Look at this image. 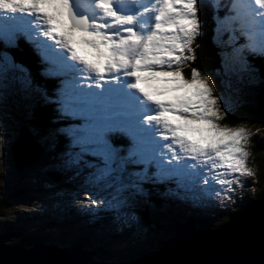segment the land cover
I'll use <instances>...</instances> for the list:
<instances>
[{
    "label": "snow or ice",
    "instance_id": "obj_1",
    "mask_svg": "<svg viewBox=\"0 0 264 264\" xmlns=\"http://www.w3.org/2000/svg\"><path fill=\"white\" fill-rule=\"evenodd\" d=\"M94 5L86 13L75 0H0V148L17 131L6 102L21 99L51 108L49 123L30 130L45 165L75 184L73 198L93 218L139 234L137 210L161 185L200 206L235 204L247 186L240 177L253 175L244 144L254 133L219 123L235 100L211 73L182 71L198 59L201 0ZM212 7L223 9L213 35L221 66L264 84L254 63L264 61V0ZM21 41L32 66L13 53Z\"/></svg>",
    "mask_w": 264,
    "mask_h": 264
},
{
    "label": "rangeland",
    "instance_id": "obj_2",
    "mask_svg": "<svg viewBox=\"0 0 264 264\" xmlns=\"http://www.w3.org/2000/svg\"><path fill=\"white\" fill-rule=\"evenodd\" d=\"M211 1L213 2V0H204V3L209 6ZM221 1L224 2V0ZM80 5L87 12H91L95 7L94 0H85L80 3ZM212 29H214V27ZM16 51L17 50H13V53H15ZM257 60L260 59L257 58ZM232 77L235 76H232L231 73H226V71L225 74H223L221 84L225 85V96H231L234 99L238 98L239 104L243 103L241 101H243L244 99H246L247 101H256L255 105L257 108L258 98L256 97L260 92L257 94L255 91H257L258 88H260L259 91L263 89L260 93L263 94L264 85L250 84L246 81V76L240 79H237L236 77L235 79H233ZM241 86H243V88ZM233 89H236V91L233 92ZM136 94L140 95L139 92H137ZM234 103H236V101ZM29 109L32 111V109L28 106V103L21 99L9 98V100L6 102L5 110L7 112V119L9 123L15 122L17 125L16 134L10 142H12L17 137L19 126L23 125V118H28L29 120H31L30 118H32V116L29 112H27ZM244 128L247 129L250 133L256 132L254 131V129L247 127ZM260 133H264V127L261 132H258L259 135L254 133V136L261 138ZM261 140H264V138H261ZM249 141L250 140L248 139L244 144L245 150L247 152L246 166L253 173V175L240 177V179L247 181V186L243 188V190L237 188L235 193V204H231V202H229L230 206L227 208H223L219 206V203L217 201H211L208 206L198 207V205L193 203L191 199L187 201L180 199L181 202L176 201L177 203L175 204L174 201L179 200L176 197L174 198V200H172L174 203L165 202L166 207L171 209V211H177L179 214L182 215H202L201 217L208 218L210 220V227L214 228L223 224L224 222H226V219H228L227 216H225L226 214L224 215L222 213L223 211H237L241 209L244 205H246L248 202L254 200L258 192L264 190V150H260L257 156L254 155L255 160H251L253 161L252 165L247 164L251 156V148ZM9 143L5 144L2 148H0V201L5 202L6 208H4L9 211L8 215L11 217V215L15 214H20L22 216V214L25 212L35 213L36 217L31 218L29 220V223H32L34 219V223H32V228L35 232L33 234L34 236L43 235L44 239H46V234L49 236L51 235L50 238L47 239L49 240L48 242H53L51 240L55 241L56 238L61 236L63 240H67L71 244H78L76 243V241L73 242L74 238L72 237V232L69 231L70 227L67 226V229L62 231L66 223L64 221L58 220V217H60L59 214L65 216L67 213V209L64 208V206H61L60 204V201L62 199L68 201L67 206L77 204L76 200L73 198L75 194V184L67 182L65 177H62V179L64 180L65 187L60 186L57 188H53L56 183L51 179H46L44 175H41V171L47 168L44 163V158H40L39 160L33 162L27 167V169L25 168L26 170H18L12 161ZM206 174L207 173H205V175ZM20 184L22 186L29 187L27 188L29 190L28 194L25 195L23 193L22 196L17 198L8 197L7 194L12 193L15 189L20 188ZM33 187H36L37 190L32 189ZM214 187L219 186L214 185ZM198 194L199 193H197V195ZM54 195H56L54 198H50ZM80 195L83 196L84 194L81 193ZM195 209L197 211L193 212V210ZM78 210L86 214V212L80 207ZM226 211L224 213H226ZM52 212L54 213L53 217L49 216V213ZM42 215H48L51 221H49L48 219H41L40 216ZM137 215L139 217L140 223L143 225V231L139 234H137L136 231L131 228L121 229L120 226L114 223L109 216L103 213L97 214L95 218L90 216L89 221L82 219L80 225H82V227L84 228L88 227L86 229L88 232L85 231L84 233H82L77 231L76 234L85 236L88 239L87 241L90 248L93 247L97 248L98 251L103 250L104 252H109L110 256H108V259H105L103 261L120 262L125 261L126 259L130 260L138 253V251L140 252L142 249L149 250V247L156 250H160L159 241L170 237L172 235V231L168 227V223L166 221L157 224V219L160 216L165 219H169L171 217L164 216L159 211H155V213L151 214V218L152 220L156 221V223L154 222L147 225L146 223L141 221V214L138 211ZM172 217L174 218L177 224H185L181 221L182 216L181 218L177 215ZM61 222H63V224ZM86 223H88L89 226H85ZM195 228L196 227L194 225L193 229ZM36 229L38 232H36ZM130 236L133 239H127ZM14 239H16V237ZM14 239H9L5 243L10 245L14 244V246H17L15 244L16 242L13 241ZM129 240H131L132 242H128ZM91 251L92 250H89V252ZM95 260L99 261L97 259Z\"/></svg>",
    "mask_w": 264,
    "mask_h": 264
},
{
    "label": "water",
    "instance_id": "obj_3",
    "mask_svg": "<svg viewBox=\"0 0 264 264\" xmlns=\"http://www.w3.org/2000/svg\"><path fill=\"white\" fill-rule=\"evenodd\" d=\"M260 93L257 115L264 121V93ZM10 153L20 171L43 154L25 124L19 126L17 137L10 143ZM41 175L55 183L62 182V175L51 168L43 169ZM22 194V190L16 189L7 195L11 198ZM170 198L174 200L173 196ZM164 221L172 235L159 241L160 250L145 249L136 258L122 262L96 261L79 244L61 248L44 244L27 248L16 243L17 246L10 245L5 242L13 236L3 231L0 232V264H264V192L256 201L230 213L226 222L215 228L194 231L193 224H177L174 219L162 216L158 217L157 224Z\"/></svg>",
    "mask_w": 264,
    "mask_h": 264
},
{
    "label": "trees",
    "instance_id": "obj_4",
    "mask_svg": "<svg viewBox=\"0 0 264 264\" xmlns=\"http://www.w3.org/2000/svg\"><path fill=\"white\" fill-rule=\"evenodd\" d=\"M221 3H223V2H221ZM216 12H217V16H221V17L223 16V9H216ZM199 18L202 22V33L203 34L196 41V43H198L200 45V47L197 49V52H196L198 59L196 61L190 62L189 67H183L182 71L184 72L185 76H188L190 73V67H197L203 72L211 73L214 76L213 78H214L216 90L225 95V92H226L225 91V85L221 84L223 74H225V69L221 66L220 57L217 54L218 48H217L216 44H214V42H213V35H214L215 27H214V29H212L213 25H214L213 24V18H212V9L210 7H208L204 3L203 0H201ZM193 47H195V44L193 45ZM17 51L14 53L16 58L18 60L23 61L24 63L29 64V66H32L33 60L30 56L29 49L26 48V45L23 41H21L20 49H18ZM254 63L256 65V67L259 69L260 73L264 74V61L256 59L254 61ZM217 71L219 72L218 75H217ZM232 78L235 79V77H232ZM232 78H227V79H232ZM243 81H245V80H243ZM246 81L248 82L247 78H246ZM254 85H264V84L261 83V84H254ZM241 87L243 88V86H241ZM259 89L260 88H258L257 91H255V92L257 93L259 91ZM234 100L236 101V103L239 102L238 98H236ZM241 102H243V103H241V104L234 103L232 105V107L229 109L230 114L221 117V119L219 120V123H221L222 125H226L228 127H233V128H236V127L251 128V129H254V131H256V132H254L255 134L259 135L258 132H261L263 127H264V121L257 115V111H256L257 108L255 105L256 101L253 102V101H247L246 99H244ZM30 108L32 109V111L29 109L27 112L30 113L32 118H30L31 120H29L28 118L27 119L23 118V120H22L23 124L27 125L31 129V126H43V125H46L49 123L50 118L52 117L51 108L43 107V106H39V105H32V106H30ZM260 136H261V138H264V133H262V134L260 133ZM261 138L260 137L258 138L257 136L256 137L252 136L249 138V140H250L249 143H250V148H251V156H250V159L247 162V164L252 165L253 161H251V160L254 159L255 156H257V154L259 153L260 150H264V140H261ZM19 187L20 188H18V190H23V193L25 195L28 194L29 190L27 188H29V187L22 186L21 184L19 185ZM32 189L37 190L36 187H33ZM149 190H150V196H149L148 202L142 208H139L137 210L141 214V221L146 223L147 225L154 223V222L156 223V221L152 220L151 214L155 213V211H159L162 215L169 216L171 218H173L172 216H176V215L180 218L182 216V219H181L182 223H186V222L193 223L196 227V230L210 226L209 219L201 217L202 215L201 216H190L188 214L182 215V214H179L177 211H171V209L166 207L165 202H172V203L175 202V204L177 202L176 201L173 202L172 201L173 199L168 198L167 196L164 199L163 198L159 199L161 195H164L162 193H163V191H165V189H163L162 187H159L158 190H153V189H149ZM263 191L264 190L259 191L257 196H255V199L252 200L251 202H248V203H252V202L256 201L257 199H259L261 194L263 193ZM157 197H159V198H157ZM177 201L179 202L180 200H177ZM5 206H6L5 202L0 201V215L3 214V212L6 210ZM225 211H223L222 213L224 214ZM229 213H230V211L229 212L226 211V213H225L226 215L225 214L224 215L228 217ZM20 222H22L21 219H17L16 222L13 224L11 223V221L4 222V224H2L0 230L1 229H4L5 231L18 230V228H20L19 227ZM71 228H72L71 234L74 236L73 242L76 241V243L82 245L86 249L92 250L91 252L95 253L94 255H95L96 259L99 261H101V260L103 261L105 259H108V256H110L109 252H104L103 250L98 252V249L95 250V248H93V247H92L93 249L90 248L86 237L83 235L76 234L77 229H75L74 227H71ZM31 230L32 229H28V231H31ZM20 237H22V241L25 240L23 235H21ZM58 238L59 239H57L55 241L57 244L61 245L62 242L65 243L61 236H59ZM130 238H132V237L130 236L127 239H130ZM28 240H30L31 243H33V244H35V243H46L49 241L47 239H44L43 235H40V236L30 235ZM128 242H132V241L129 240ZM68 243H70V242L68 241ZM148 249L149 250H156V249H153L150 247ZM144 250L145 249H142L140 252L138 251V253L134 256V258L139 256L140 253ZM95 251H97L98 253ZM105 253H107V254H105ZM110 258H112V257H110ZM126 260H128V259H126ZM120 262H122V261H120Z\"/></svg>",
    "mask_w": 264,
    "mask_h": 264
},
{
    "label": "bare ground",
    "instance_id": "obj_5",
    "mask_svg": "<svg viewBox=\"0 0 264 264\" xmlns=\"http://www.w3.org/2000/svg\"><path fill=\"white\" fill-rule=\"evenodd\" d=\"M85 5V4H84ZM26 45V44H25ZM26 48L27 49H29V47H28V45H26ZM259 92H261V91H258L257 92V94L259 93ZM258 96V95H257ZM257 98V97H256ZM225 214V213H224ZM228 218V217H227ZM227 220V219H226ZM187 223V222H186ZM179 224V223H178ZM193 224V223H192ZM194 225V224H193ZM67 226H69L70 228H69V231L71 232V230H72V228H71V224H68V225H66L65 224V226H64V228L62 229V231L63 230H66L67 229ZM61 232V231H60ZM87 234V233H86ZM89 235V234H88ZM51 236V235H50ZM50 236L49 235H47L46 234V239H49L50 238ZM52 238V237H51ZM58 238H56V240H57ZM87 239V238H86ZM55 240V241H56ZM88 240V239H87ZM51 241H53V242H46V243H40V244H44V245H46V244H49V245H56V246H58V247H60L61 248V245L60 244H57L54 240H51ZM51 243H53V244H51ZM37 243H35V245H36ZM34 246V245H33ZM95 250H97V248H95ZM149 251H155V250H149ZM99 252V251H98ZM131 259H134V257L133 258H131Z\"/></svg>",
    "mask_w": 264,
    "mask_h": 264
},
{
    "label": "clouds",
    "instance_id": "obj_6",
    "mask_svg": "<svg viewBox=\"0 0 264 264\" xmlns=\"http://www.w3.org/2000/svg\"><path fill=\"white\" fill-rule=\"evenodd\" d=\"M6 213V212H5Z\"/></svg>",
    "mask_w": 264,
    "mask_h": 264
}]
</instances>
